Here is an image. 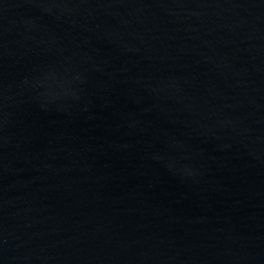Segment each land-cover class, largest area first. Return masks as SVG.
<instances>
[{"label": "water", "instance_id": "water-1", "mask_svg": "<svg viewBox=\"0 0 264 264\" xmlns=\"http://www.w3.org/2000/svg\"><path fill=\"white\" fill-rule=\"evenodd\" d=\"M0 264H264V0H0Z\"/></svg>", "mask_w": 264, "mask_h": 264}]
</instances>
